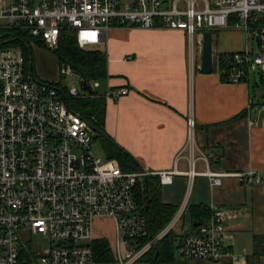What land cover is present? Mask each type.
<instances>
[{"label": "built area", "instance_id": "1", "mask_svg": "<svg viewBox=\"0 0 264 264\" xmlns=\"http://www.w3.org/2000/svg\"><path fill=\"white\" fill-rule=\"evenodd\" d=\"M263 21L260 0H0V264H152L155 245L172 227L150 237V221L137 202L142 174L95 155L96 133L60 92L79 99L85 92L82 84L91 90L98 84L80 76V89H59L38 78L35 82L22 48L1 45L7 42L5 33L26 34L55 50L65 29L75 32L81 49H88L103 45L109 32L119 28L181 31L191 45L196 38L202 41L207 31L233 28L245 33V50L222 57L218 72L224 83L242 84L249 83L252 71L264 69ZM250 33L258 41L256 55L249 45ZM60 74L78 76L66 65ZM128 94L129 89L121 88L105 97L117 100ZM255 103L260 105L258 99ZM187 127V149L192 153V113ZM177 162L171 171L146 172L158 177L162 186L182 174L188 178V194L177 219L187 208L190 186L198 175L207 176L212 186L222 185L227 176L236 177L242 186L263 184L252 169L232 175L209 168L200 173L189 158L187 172H181ZM227 218L225 209L214 208L209 220L178 239L177 252L189 260L229 257L239 262L240 257L225 248ZM103 219L112 220L113 241L93 235V223ZM26 234L39 235L47 244L37 249ZM100 242L106 244L100 253L110 254V262L99 260Z\"/></svg>", "mask_w": 264, "mask_h": 264}, {"label": "crops", "instance_id": "2", "mask_svg": "<svg viewBox=\"0 0 264 264\" xmlns=\"http://www.w3.org/2000/svg\"><path fill=\"white\" fill-rule=\"evenodd\" d=\"M111 32L130 38L133 46L115 57L107 48L108 78L91 82L98 84L93 90L106 100L105 133L134 163L146 172L171 171L183 154L185 158L177 162L181 172H187L192 158L200 173L207 168L230 175L252 169L263 179L262 185L242 186L236 177L227 176L222 185L212 186L207 176L198 175L187 208L178 219L188 194V178L182 174L172 184L161 185L163 202L178 210L169 223L170 233L156 244L159 256V243L168 237L170 254L167 262L159 264H264V246L256 242L264 238V110H258L263 103L253 109L257 99L253 100L249 83H224L218 71L202 74V41L198 38L191 45L181 31L119 28ZM111 32L99 46L102 51ZM214 53L215 58L223 54L215 47ZM121 88L129 89V94L117 100L105 97ZM191 113L196 121L192 153L187 149ZM252 121L257 124L251 125ZM100 140L106 157L115 154L113 150L107 153L105 143L117 151L115 146ZM197 206L208 207L210 213L214 208L228 212L225 248L240 257L239 262L229 257L216 262L189 260L177 252L178 239L195 232L204 221L191 213ZM155 257L156 248L151 253L152 264Z\"/></svg>", "mask_w": 264, "mask_h": 264}, {"label": "trees", "instance_id": "3", "mask_svg": "<svg viewBox=\"0 0 264 264\" xmlns=\"http://www.w3.org/2000/svg\"><path fill=\"white\" fill-rule=\"evenodd\" d=\"M262 23L264 25V21ZM4 35L5 39L7 40V42H9L10 45L20 46L22 48L27 61L32 64V72L35 76V73L33 71L32 51L30 53L27 48V46H29L30 48L29 44L31 39L27 37L26 34L19 32L9 31ZM35 43L44 46L39 41H36ZM54 51L56 52V55L58 57L60 67H63L65 65L69 66L72 71L78 76H80L82 79L91 82L100 81L105 78H108L107 53L105 51H102L99 47L81 49L76 42V36L74 31L68 29L63 30L60 35L59 46ZM226 55L227 54L217 55V66L215 65V71H218V61L220 62L221 58L225 57ZM221 80L224 82L222 77ZM58 88L61 89L59 86ZM66 97L67 99L65 98V102L67 103L69 108H71L74 112L81 114L97 129L105 133L104 124L106 114V100L104 97H100L93 90L86 93L79 99L71 98L68 95ZM257 105L258 103H255L253 109ZM245 114L246 112L242 113V116H244ZM105 146L107 153L112 150L115 152V154L113 155H108L107 158H117L125 171H132L138 169V166H136L132 159L128 155H126L122 150H119L117 148L116 151L108 143H105ZM136 191L138 205L142 210L143 214L148 217L153 235H157L169 225L178 209L173 205L165 204L163 202L160 180L156 176H148L147 191L145 190V186L142 183H139L137 185ZM146 197H148L149 200L148 207H146ZM191 213L193 216H195V218H198L199 220H201L202 217L204 221H202L201 223H204L211 217V213L208 210V207L205 206L192 207ZM166 239H164L162 243H159L160 251L155 264H159L162 261L167 262V257L170 254V246L168 243H166ZM256 240L257 246L258 243L259 245L261 244L262 246H264V238H256ZM104 247H106V244L104 242H100L98 244L97 249L99 254V260L101 262H110V254H104V252L100 253Z\"/></svg>", "mask_w": 264, "mask_h": 264}, {"label": "rangeland", "instance_id": "4", "mask_svg": "<svg viewBox=\"0 0 264 264\" xmlns=\"http://www.w3.org/2000/svg\"><path fill=\"white\" fill-rule=\"evenodd\" d=\"M260 1L262 2V0ZM249 37V45L251 48H253V52L256 55L259 53L257 38L252 40V33L249 34ZM213 44L217 53L225 54L230 52H242L246 47V36L243 31L234 30L233 28L223 29L213 32ZM29 45L31 48L30 51H32L33 71L36 78L49 86H59L60 88L67 89L75 85L79 88V76L71 75L69 78H62L60 74L61 67L59 60L54 50L45 45H38L32 40H30ZM132 46L133 44L130 38L124 39V37L119 33L111 32L109 35L108 46L105 47L104 51L108 48V53L115 57L122 54L123 52H127V50H129ZM249 84L251 87L253 100L258 99L264 105V69L258 68L256 71H252ZM81 93L82 95H85V92L81 91ZM100 139L102 138L96 134L92 150L95 155L101 156L102 158H107ZM93 235L95 237H106L113 241L114 228L112 220H96L93 223ZM25 236L27 237V240L32 242L37 249H42V245L47 244L42 242V238L39 235H33L32 238H29L27 234Z\"/></svg>", "mask_w": 264, "mask_h": 264}, {"label": "water", "instance_id": "5", "mask_svg": "<svg viewBox=\"0 0 264 264\" xmlns=\"http://www.w3.org/2000/svg\"><path fill=\"white\" fill-rule=\"evenodd\" d=\"M9 42H4L1 43V45L6 44ZM29 52L30 48L29 46H27ZM30 70H31V76L33 78V80L35 82H39V80L36 79V77L34 76L33 72H32V64L30 63ZM215 71V53H214V44H213V33L210 31H207L203 34V39H202V56H201V65H200V72L202 74H212ZM81 88L83 91L85 92H90L91 91V87L89 85H87L86 83L81 85ZM61 94L64 96V98L67 99V95L65 94V92L63 90H60ZM88 124L90 126V128L101 138L105 139L106 141H108L109 143H111L113 146H115L116 148H118L119 150H121L116 144L115 142L107 136L106 133L100 131L99 129H97L92 123H90L88 121ZM123 151V150H122ZM126 155H128L133 162L134 159L133 157H131L128 153H126L125 151H123ZM138 166V170L139 172L142 174V184L145 186V190L147 191V180H148V176L146 171L140 167L138 165V163H135ZM149 206V200L148 197H146V207ZM150 237L154 238V235L152 234L151 230H150ZM156 248V257H155V261L153 264H155L156 260H157V256H158V247L157 245H155Z\"/></svg>", "mask_w": 264, "mask_h": 264}]
</instances>
